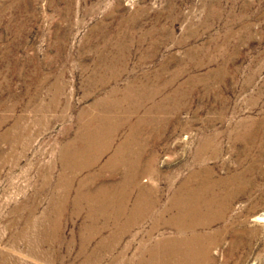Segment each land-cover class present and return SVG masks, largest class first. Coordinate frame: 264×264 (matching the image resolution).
I'll return each instance as SVG.
<instances>
[{
    "label": "rangeland",
    "instance_id": "rangeland-1",
    "mask_svg": "<svg viewBox=\"0 0 264 264\" xmlns=\"http://www.w3.org/2000/svg\"><path fill=\"white\" fill-rule=\"evenodd\" d=\"M172 240L264 264V0H0V264H156Z\"/></svg>",
    "mask_w": 264,
    "mask_h": 264
},
{
    "label": "bare ground",
    "instance_id": "bare-ground-1",
    "mask_svg": "<svg viewBox=\"0 0 264 264\" xmlns=\"http://www.w3.org/2000/svg\"><path fill=\"white\" fill-rule=\"evenodd\" d=\"M157 83V82H156ZM132 85V84H131ZM146 86V85H145ZM134 87V86H133ZM141 87V86H140ZM125 89V88H124ZM151 90V89H150ZM119 91V90H118ZM124 91V90H123ZM140 92V91H139ZM158 93V92H157ZM153 95V94H152ZM118 97V96H117ZM116 99V98H115ZM124 99V98H123ZM151 99V98H150ZM143 100V99H142ZM115 101V100H114ZM139 101V100H136ZM109 103V102H108ZM121 103V102H119ZM143 103V101H142ZM123 104V103H122ZM134 104V103H133ZM140 104V103H139ZM115 106V105H114ZM123 106V105H121ZM125 107V106H123ZM136 108V107H134ZM142 108V107H141ZM105 112V111H104ZM116 112V111H115ZM107 113V112H106ZM117 113V112H116ZM115 113V114H116ZM130 113V112H129ZM105 114V113H104ZM109 115V114H107ZM112 115V114H111ZM127 116V115H126ZM95 117V116H94ZM111 117V116H110ZM119 117V116H118ZM116 118V117H115ZM114 118V119H115ZM121 118V117H120ZM126 118V117H125ZM92 120V119H91ZM100 120V119H99ZM103 120V119H102ZM124 121V120H123ZM104 122V120H103ZM110 123V122H108ZM106 124V123H105ZM107 125V124H106ZM134 125V124H133ZM105 127V126H104ZM119 128V127H118ZM94 129V128H93ZM99 129V128H98ZM102 130V129H101ZM96 131V130H95ZM86 135V134H84ZM89 136V135H88ZM156 138V137H155ZM158 138V137H157ZM136 139V138H135ZM96 140V139H94ZM78 141V140H77ZM89 141V140H88ZM101 141V140H100ZM132 141V140H131ZM138 141V140H137ZM134 142V141H133ZM84 143V142H83ZM92 143V142H91ZM137 143V142H136ZM95 144V143H94ZM141 144V143H140ZM74 145V144H73ZM120 145V144H119ZM97 146V145H96ZM93 147V146H92ZM131 147V146H130ZM88 148V147H87ZM101 148V146H100ZM133 148V147H132ZM138 148V147H137ZM107 149V148H106ZM83 150V149H82ZM87 150V149H85ZM133 150V149H132ZM78 152V151H77ZM128 152V151H127ZM63 153V152H62ZM107 153V152H105ZM64 154V153H63ZM77 154V153H76ZM100 154V153H99ZM78 155V154H77ZM141 155V154H140ZM131 156V155H130ZM77 158V157H76ZM131 158V157H130ZM139 159V158H138ZM124 160V159H123ZM130 160V159H129ZM137 160V159H136ZM96 161V160H95ZM142 161V160H141ZM114 163V162H113ZM77 164V163H76ZM94 164V163H92ZM98 165V164H97ZM84 166V165H83ZM107 166V165H106ZM112 166V165H111ZM134 166V165H133ZM91 168V167H90ZM71 169V168H70ZM76 169V168H75ZM84 169V168H83ZM126 169V168H125ZM135 170V169H134ZM65 171V170H64ZM81 171V170H80ZM89 172V171H88ZM104 172V171H103ZM70 173V172H69ZM100 174V173H99ZM135 176V175H134ZM90 177V176H89ZM88 177V178H89ZM64 178V177H63ZM74 179V178H73ZM96 179V178H95ZM126 179V178H125ZM186 180V179H185ZM84 181V180H83ZM121 181V180H120ZM68 182V181H67ZM130 182V181H129ZM61 183V182H60ZM59 183V184H60ZM71 183V182H70ZM128 183V182H127ZM170 183V182H169ZM171 184V183H170ZM183 184V183H182ZM65 185V184H64ZM129 185V184H128ZM169 185V184H168ZM167 185V186H168ZM172 185V184H171ZM72 186V185H71ZM70 186V187H71ZM170 186V185H169ZM189 186V185H188ZM61 187V186H60ZM83 187V186H82ZM86 188V187H85ZM109 188V187H108ZM136 188V187H135ZM189 188V187H188ZM106 189V188H105ZM133 189V188H132ZM179 189V188H178ZM103 190V189H102ZM127 190V189H126ZM101 192V191H100ZM106 192V191H105ZM117 192V191H116ZM80 193V192H79ZM103 193V192H102ZM174 193V192H173ZM71 194V193H70ZM87 194V193H86ZM123 194V195H122ZM122 196H115L113 198L114 202L109 201L108 204H106L105 202L103 203H98L97 207L94 205V208H90V213L93 215V217H99L102 218L103 220H112V221H116L118 220L119 217H121V215H125V208L122 205V202L124 201V193H122ZM108 195V194H107ZM110 195V194H109ZM136 195V194H135ZM195 195V194H194ZM127 196V195H126ZM93 197V196H92ZM109 197V196H108ZM129 197V196H127ZM198 197V196H197ZM65 198V197H64ZM76 198V197H75ZM105 198V197H104ZM141 198V197H140ZM139 198V199H140ZM112 199V198H111ZM169 199V198H168ZM71 200V199H70ZM98 200V199H97ZM112 200V201H113ZM105 201V200H104ZM130 201V200H129ZM196 202V201H195ZM71 203V202H70ZM89 203V202H88ZM131 203V202H130ZM154 203V202H153ZM168 203V202H167ZM74 204V203H73ZM152 204V203H151ZM65 205V204H64ZM81 205V204H80ZM139 205V204H138ZM159 205V204H158ZM192 196L191 198L189 196H187V194L185 193V191L182 192H178L177 195L172 194V196L170 197L169 200V206H168V210H171L174 212V215L169 218V219H164V218H158V220L160 222H162L163 225H167L169 227H174L173 229L175 230L176 226L177 229L179 230V227L177 225L178 220L182 218H184V216H186L187 220L189 216V213L192 209ZM206 205V204H205ZM211 205V204H210ZM58 206V205H57ZM67 206V205H66ZM207 206V205H206ZM54 207V206H53ZM59 208V207H58ZM79 208V207H78ZM87 208V207H86ZM161 208V207H160ZM84 209V207H83ZM82 209V210H83ZM139 209V208H138ZM150 209V208H149ZM152 210V209H151ZM165 210V209H164ZM140 211V210H139ZM145 211V210H144ZM147 211V210H146ZM166 211V210H165ZM164 211V212H165ZM82 212V211H81ZM135 212V211H134ZM159 212V211H158ZM73 213L76 214L78 213V211L76 212L75 209L73 210ZM160 213V212H159ZM135 214V213H134ZM144 214V213H143ZM150 214V213H149ZM60 215V214H59ZM170 215V214H169ZM172 215V214H171ZM30 216V215H29ZM90 216V215H89ZM163 216V214L161 215ZM196 216V215H195ZM92 217V218H93ZM169 217V216H168ZM192 218V217H191ZM58 219V218H57ZM96 219V218H95ZM135 219V217H134ZM127 220V219H126ZM209 220V219H208ZM186 221V220H185ZM191 221V220H189ZM194 221V220H193ZM215 221V220H214ZM95 222V221H94ZM200 222V221H199ZM189 223V222H188ZM186 225V227L188 229H191V225ZM94 224V223H93ZM134 225V224H133ZM105 226V225H104ZM130 227V226H129ZM164 227V226H163ZM122 228V227H121ZM120 228V229H121ZM195 228V227H194ZM196 229V228H195ZM130 230V229H129ZM173 231V230H172ZM88 233L84 234L82 238V241L80 242V247H79V252L84 253L86 250V245H87V241L88 238H91V236L98 234L100 231L97 230L96 227H89L88 228ZM125 232V231H124ZM190 232V231H189ZM181 234V233H180ZM181 236V235H180ZM169 237V236H168ZM175 237L173 236V239ZM181 238V237H180ZM186 239V238H185ZM175 240V239H174ZM177 240V239H176ZM119 241V240H118ZM165 241L162 242H158L157 245V250H158V254L156 255V257H152L150 260L152 261V259L156 258V264H178L179 260H180V264H184L181 260L183 259V255L180 253V250L178 249V247H176V243L175 241H170L172 243V245L170 246L171 249H167L165 246ZM179 242V241H178ZM189 242V241H188ZM108 243L106 244L105 242L100 244L99 248H97L93 253L92 256H96L98 254L99 251H103L104 249L107 248ZM184 246V245H183ZM109 247V246H108ZM111 247V246H110ZM154 247V246H153ZM152 247V248H153ZM166 248V249H165ZM191 249V248H190ZM185 250V249H183ZM194 254V253H193ZM182 255V256H181ZM153 256V255H152ZM196 256V255H194ZM193 256V257H194ZM86 257V256H85ZM88 257V256H87ZM173 258L176 262H170V259ZM202 258V257H201ZM187 259V258H186ZM193 259V258H192ZM87 260V259H86ZM150 262V261H149ZM188 262V261H187ZM140 263V262H139ZM192 264V263H191Z\"/></svg>",
    "mask_w": 264,
    "mask_h": 264
}]
</instances>
